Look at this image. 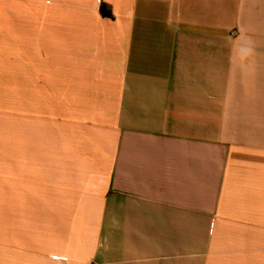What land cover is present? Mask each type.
Wrapping results in <instances>:
<instances>
[{
  "label": "crops",
  "instance_id": "crops-1",
  "mask_svg": "<svg viewBox=\"0 0 264 264\" xmlns=\"http://www.w3.org/2000/svg\"><path fill=\"white\" fill-rule=\"evenodd\" d=\"M101 2L60 65L3 2L0 101L27 107L0 102V264H264V43L229 32L248 1ZM42 98L65 100L46 125Z\"/></svg>",
  "mask_w": 264,
  "mask_h": 264
},
{
  "label": "rangeland",
  "instance_id": "rangeland-1",
  "mask_svg": "<svg viewBox=\"0 0 264 264\" xmlns=\"http://www.w3.org/2000/svg\"><path fill=\"white\" fill-rule=\"evenodd\" d=\"M4 1L5 0H0V12L2 11ZM15 1L16 0H10L9 11L16 13L19 11L23 13L26 24L31 25L33 21H35V31L39 34L38 38L41 51L46 52L49 44L55 45L57 50L56 61L58 65L64 64L65 62L64 58L60 57L64 55V47L72 49L71 47H74L75 40L83 37L80 35L79 29L104 27L103 20L95 17L93 11H98V13H101V16H110V12L104 3L93 4L91 0H88V2L87 0H19L20 3L18 5ZM247 1V11L245 10L246 12L243 13L242 19L238 18L233 20V25L229 29L230 35L234 42L243 39L244 42L249 44L264 43V4L261 3L262 0ZM28 29L30 32L32 31V27ZM28 29H26V31ZM151 34L160 36L164 40L160 46L169 45V43H171V36L167 30H163V32L160 33L152 32ZM240 34L244 36H240ZM27 43L28 42H26V44ZM62 88L63 84H58V91ZM7 92V99L0 102L1 106L9 111L7 117L9 123L12 124L16 123L17 112H22L26 109L27 101H24L25 104L23 101L20 103L17 99V92L15 90L9 89ZM37 104L39 106L43 125L48 123L52 111L56 110L57 113H59V111H64L65 108L64 99L49 100L42 98L37 101ZM10 176H15V174ZM10 185V187H16L15 179L10 180ZM47 186L48 180L46 176H42V187H46L45 189L42 188V191L47 192ZM41 200L42 212L40 230L42 240L41 250L43 251L48 250L51 246H56V244H54L56 240V228L50 227L48 222L50 215L47 204L48 195L42 194ZM1 205L2 197H0V208Z\"/></svg>",
  "mask_w": 264,
  "mask_h": 264
}]
</instances>
